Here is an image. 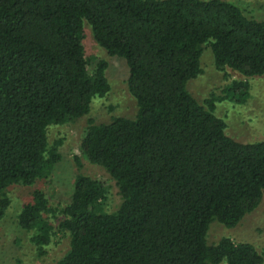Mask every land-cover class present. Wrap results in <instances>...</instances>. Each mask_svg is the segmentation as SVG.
Here are the masks:
<instances>
[{
  "label": "trees",
  "instance_id": "obj_1",
  "mask_svg": "<svg viewBox=\"0 0 264 264\" xmlns=\"http://www.w3.org/2000/svg\"><path fill=\"white\" fill-rule=\"evenodd\" d=\"M85 25L126 61L137 103L134 118L91 119L80 142L122 201L106 211L110 186L79 173L63 207L35 189L18 225L44 252L58 210L70 247L57 264H264L252 243L208 241L212 222L236 227L264 196V139L235 140L215 113L229 95L247 101L248 78L264 76V20L225 0H0V220L10 186H32L61 161L50 128L87 115L110 90L107 61L90 68ZM206 50L217 69L246 79L201 103L187 84Z\"/></svg>",
  "mask_w": 264,
  "mask_h": 264
},
{
  "label": "rangeland",
  "instance_id": "obj_2",
  "mask_svg": "<svg viewBox=\"0 0 264 264\" xmlns=\"http://www.w3.org/2000/svg\"><path fill=\"white\" fill-rule=\"evenodd\" d=\"M237 5L246 16L264 20V0H225ZM84 46L90 59V68L100 60L108 63L106 76L110 90L103 96H97L91 103L90 112L61 126L53 125L49 130L50 142L62 139L60 147L61 161L52 174L32 186L14 184L7 190L11 199L6 216L0 220V264H57L58 260L70 247L69 232L59 229L61 213L54 210L49 218L54 226V233L44 252L39 251L31 240V232L23 230L17 222V215L23 205L31 200L35 189L47 194L50 205L54 208L65 206L71 200L74 181L77 174H85L103 181L110 186L108 200L104 205L106 211L116 210L121 201L116 182L102 166L90 163L81 156L80 142L85 135L89 121L109 123L114 117L134 118L137 103L127 86L129 69L126 61L118 56H111L94 39L89 26L85 25ZM203 73L191 79L187 87L201 103L205 99L226 96V87L234 80H243V75L230 68L219 70L215 67L210 50L201 57ZM251 84L247 101L237 102L231 96L217 102L215 111L226 123L227 135L242 143L264 139V76L248 78ZM79 157L81 165L75 157ZM230 237L234 242L252 243L259 252L264 250V196L256 209L245 215L241 222L228 228L218 221L211 223L208 231L209 243H217L222 237ZM224 264V263H221Z\"/></svg>",
  "mask_w": 264,
  "mask_h": 264
}]
</instances>
